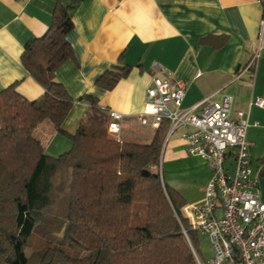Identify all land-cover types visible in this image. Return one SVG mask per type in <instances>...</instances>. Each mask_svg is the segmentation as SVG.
I'll return each instance as SVG.
<instances>
[{"label": "trees", "instance_id": "1", "mask_svg": "<svg viewBox=\"0 0 264 264\" xmlns=\"http://www.w3.org/2000/svg\"><path fill=\"white\" fill-rule=\"evenodd\" d=\"M78 1L55 0L45 33L23 45L20 65L42 94L28 100L17 81L0 88V264H197V231L180 214L185 200L159 172L168 121L146 143L119 139L107 130L106 110L85 94L87 111L75 133L61 128L73 99L53 76L73 58L66 36ZM129 71L116 63L95 82L108 90ZM43 121L69 138V150L48 155L33 135ZM139 213L140 227L131 224ZM39 224L50 239L43 252L28 256Z\"/></svg>", "mask_w": 264, "mask_h": 264}, {"label": "crops", "instance_id": "2", "mask_svg": "<svg viewBox=\"0 0 264 264\" xmlns=\"http://www.w3.org/2000/svg\"><path fill=\"white\" fill-rule=\"evenodd\" d=\"M54 4L55 0H0V88L17 81L16 90L28 100L42 94V86L20 65V54L29 38L45 33ZM71 11L73 28L66 38L73 58L53 76L73 99L62 122L66 133L74 134L86 113L87 103L80 99L87 94L101 108L123 115L119 139L148 142L152 130L139 125L137 118L155 65L172 81L185 83L182 109L205 98L221 101L227 95L233 100V116L243 111L248 128L258 124L252 113L261 108L250 101L264 97V5L260 2L79 0ZM257 47L255 66L237 78ZM116 63L130 66L126 77L108 90L96 84L100 74ZM33 130L48 155L71 146L50 122L43 121ZM166 136L160 150L161 172L185 204L196 202L211 171L201 157L186 153L178 133Z\"/></svg>", "mask_w": 264, "mask_h": 264}, {"label": "built area", "instance_id": "3", "mask_svg": "<svg viewBox=\"0 0 264 264\" xmlns=\"http://www.w3.org/2000/svg\"><path fill=\"white\" fill-rule=\"evenodd\" d=\"M256 1L264 5V0ZM258 55L259 47L237 78L252 70ZM154 68L143 110L138 114L139 125L153 131L168 121L166 137L178 133L186 153L201 157L211 171L202 198L184 204L180 213L191 229L209 237L212 255L205 261L195 255L197 264H264V201L258 186L264 165L252 167L246 139L249 123L244 112L233 116V100L227 95L221 101L205 98L182 109L185 83L172 81L169 73L156 65ZM250 104L264 109V97L256 96ZM105 110L110 117L107 130L119 138L123 115Z\"/></svg>", "mask_w": 264, "mask_h": 264}, {"label": "rangeland", "instance_id": "4", "mask_svg": "<svg viewBox=\"0 0 264 264\" xmlns=\"http://www.w3.org/2000/svg\"><path fill=\"white\" fill-rule=\"evenodd\" d=\"M264 114L263 110H254L252 113V116L255 119L258 124L256 126H253L247 129V135L246 139L249 144L248 147H250V155L252 160V167L257 169L259 166L264 165V117L261 116ZM257 115V116H256ZM45 123H48V121H45ZM34 136H36V133H33ZM71 147V146H70ZM69 147V148H70ZM69 148L67 150H69ZM66 150V151H67ZM61 153H56L54 156H58ZM160 168V164H159ZM162 174V172H161ZM162 180L164 178L165 183L169 186V183L167 178H165L162 174ZM164 182V181H163ZM170 187V186H169ZM172 188V187H171ZM144 216L143 214H138L136 217H134L131 221L132 225L139 226L143 224ZM32 237L29 240L28 245L26 246V254L28 256L36 255L37 253L43 252L45 249V245H47L48 240L50 239V236L46 233V229L43 225L39 224L36 229L34 230V233H32ZM61 236V232L53 234L52 237L59 238ZM197 248L198 253L202 261H205L207 258H209L212 255V248L210 241L208 240V235L206 233H199L197 232ZM65 252H67L69 255L72 256H83L85 252L81 249H64ZM196 253H194V256ZM196 260V256H195ZM197 263V260H196ZM36 264V263H35Z\"/></svg>", "mask_w": 264, "mask_h": 264}, {"label": "water", "instance_id": "5", "mask_svg": "<svg viewBox=\"0 0 264 264\" xmlns=\"http://www.w3.org/2000/svg\"><path fill=\"white\" fill-rule=\"evenodd\" d=\"M261 175L259 177V188H260V191H261V197L260 199H262V201H264V168L261 170Z\"/></svg>", "mask_w": 264, "mask_h": 264}]
</instances>
